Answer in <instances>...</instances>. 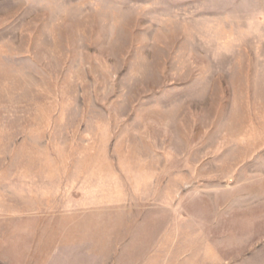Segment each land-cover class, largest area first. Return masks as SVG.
Returning <instances> with one entry per match:
<instances>
[{
	"label": "rangeland",
	"instance_id": "374dc122",
	"mask_svg": "<svg viewBox=\"0 0 264 264\" xmlns=\"http://www.w3.org/2000/svg\"><path fill=\"white\" fill-rule=\"evenodd\" d=\"M0 264H264V0H0Z\"/></svg>",
	"mask_w": 264,
	"mask_h": 264
}]
</instances>
